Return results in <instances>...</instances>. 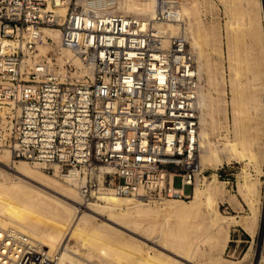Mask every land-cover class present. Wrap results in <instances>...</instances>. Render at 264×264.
<instances>
[{
  "label": "built area",
  "instance_id": "built-area-1",
  "mask_svg": "<svg viewBox=\"0 0 264 264\" xmlns=\"http://www.w3.org/2000/svg\"><path fill=\"white\" fill-rule=\"evenodd\" d=\"M120 1L0 0V152L74 184L83 204L188 198L207 178L198 161L204 80L184 33L165 44L155 28L180 21V0H156L153 17L121 12ZM63 49L90 72L60 61ZM58 257L0 228V264Z\"/></svg>",
  "mask_w": 264,
  "mask_h": 264
},
{
  "label": "bare ground",
  "instance_id": "bare-ground-1",
  "mask_svg": "<svg viewBox=\"0 0 264 264\" xmlns=\"http://www.w3.org/2000/svg\"><path fill=\"white\" fill-rule=\"evenodd\" d=\"M219 1L225 5L229 15V20L226 23L227 55L230 68L235 73V79L232 80V95L227 103L230 105L234 137L225 135L222 140L212 141L211 135L218 107L212 100L207 102V93L203 92L202 88L199 94L198 154L201 167L213 163L221 164L233 158L249 157L259 161V156L264 151V149L262 151V144L259 141L263 131L261 118L264 119V69L261 66V56H264V0ZM257 5L262 11V20L259 21H256L252 16ZM118 9L128 14L153 17L158 10V3L156 0H121ZM194 9L195 4L186 7L180 2V21H156L155 28L166 36L165 44L169 41L168 37L184 33L189 47L197 56L198 69L203 78V69L205 70L206 63L201 52L198 51L201 38L197 29L198 22H191ZM65 10L61 9L62 13ZM46 32L55 35L56 40L59 41L58 30L47 29ZM46 50V47L41 48L42 53H45ZM63 54L64 57H61L60 61H63L64 58L72 60L77 66L79 75L90 72L89 68L72 51L63 49ZM244 75L247 76L246 80L241 78ZM262 86L263 91L260 92ZM225 112L227 117V110ZM225 121L227 122L228 119ZM11 175L15 177L13 178ZM213 177V182H215V174ZM213 182L206 187L205 210L212 213L211 223L215 230L210 235V239L215 246L221 238L226 241L229 239L230 226L223 223L224 219L221 220L223 215L217 210V192ZM69 184L75 188L63 184L51 174L40 171L38 167L26 160L14 161L10 152L3 150L0 154V228L19 229L50 251L57 250L59 257L56 264H85L72 256L73 246L68 245L69 243L65 244L63 241L66 235L65 231L74 222L72 236L82 237L83 245L86 248L97 250L108 258V264H181L179 258L193 263L192 258L202 249L204 238L197 239L192 232H186L182 237H179V232L174 228L175 225L180 224L179 221L188 217L195 208L200 206L204 192L199 191L197 187L193 191L192 205H188L185 200L179 202L176 199H166L161 201L157 207L146 205L143 207V203H133L132 198L116 195L101 196L100 199H104V203L93 201L81 204L77 200V194L80 195L78 189L74 184ZM257 185L258 181L248 182L246 180L240 191L246 193L245 188L251 190ZM123 204L130 206L133 210L118 211ZM60 215L64 216V220L58 222L56 219ZM160 215L162 217L158 218ZM98 217L102 218V222L93 223V220ZM172 218L175 219L174 223L170 222ZM254 219L255 217L246 219L247 221L243 219L244 227L250 228ZM129 233L137 234L144 240L132 237L135 240L132 245L130 240L125 241L126 238H123L125 234ZM151 237L154 238L151 240ZM147 241L160 246L162 251L155 255H151V252H136V249L138 251L139 248L136 246L148 244ZM134 245L135 250L133 249ZM140 246L142 247V245ZM165 251L172 252L175 257H171ZM259 257L258 262H261L263 256ZM208 258L212 259V256L209 255Z\"/></svg>",
  "mask_w": 264,
  "mask_h": 264
},
{
  "label": "rangeland",
  "instance_id": "rangeland-1",
  "mask_svg": "<svg viewBox=\"0 0 264 264\" xmlns=\"http://www.w3.org/2000/svg\"><path fill=\"white\" fill-rule=\"evenodd\" d=\"M180 2H182L183 5L186 7L195 4V9L193 10L194 14L192 16L191 22L194 21L198 22V28H197L198 34L201 35V38L199 39L200 48L198 49V51L201 52V55L202 57H204L203 59H205L204 61L206 63L205 70L203 69L204 71L203 92L207 93L206 95L208 101L207 100L206 101L209 103V101L212 100L218 107V111L215 114V124L213 125L214 128L212 130V135H211L212 141L215 142L218 140H222L225 135H229V137L233 138L234 127H233L232 116L230 113V105L227 102H229V100L231 99V95H232L231 83L232 80L235 79V75H234L235 73L230 68L229 58L227 55L228 44H227L226 23L229 20V15L227 14L226 7L219 0H182V1L180 0ZM254 11L255 12L252 13L254 19L256 21L262 20L261 19L262 11L259 10L258 5ZM261 58H262L261 66L264 69V56H261ZM241 78L243 80H246L247 76L244 75ZM262 91H263V86L260 89V92ZM225 110H227V117L225 115L226 114ZM225 119H228V121L226 122ZM263 120L264 119L261 118L262 121L261 128L263 129V131L261 133L262 136L260 135L259 138V141L261 142L260 144H262L261 145L262 151L264 149ZM263 153L262 155L259 156L260 162L258 161V159L257 160L250 159L249 157H246L247 159L233 158L228 162L224 161L221 164L213 163L211 165L208 166L206 165L202 167L204 168L203 175L207 176V178L205 180H202L200 184H197L195 187H197L199 191L204 192V194H202L203 200L201 201L200 206L194 209V212L192 214H190L186 218H183L182 221H179L180 224L175 225L174 228L177 232H179V237H182L184 234H186V232H192L195 235V237H197V239L204 238V241L202 242L203 243L201 247L202 249H200L198 253L192 258L193 263H190L188 261L186 262V260L179 258L181 264L184 263L185 264H194V263L222 264L223 262H224L223 264L225 263L226 264H264V226H263L264 225V156H263L264 154ZM0 154H2V151L0 152ZM40 171L44 172L41 169ZM214 174L216 177L215 182H213ZM11 177L14 178L15 176L11 175ZM245 178L248 182L258 181V185L256 188H253L251 190L245 188V192L247 194L242 193L240 191L241 186L246 182ZM57 179L65 185L74 187L73 185L59 178ZM211 182H213L214 188L217 192L216 207L217 210L223 215L221 216L222 217L221 220L224 219L223 223L228 224L230 226L229 239L226 241L224 240V238H221V240L222 239L223 240L222 241L219 240V243L217 242L215 246H213V242L210 239V235H212L213 231L215 230V228L211 223L212 213L207 212L205 210L206 209L205 191L207 189L206 187ZM175 184L176 186L180 185L178 178L176 179ZM195 187L191 189L190 187L186 188L187 193L190 194V197L188 198L166 197L156 202H147L144 200L139 201V199L135 200L134 198H132V202L143 203V207L146 206L157 207V205L163 200L176 199L179 202L185 200L186 202H188V205H192L191 200L193 197L192 195H193V191L195 190ZM77 200L79 201V203L83 204L81 196L79 194H77ZM94 201H98L100 203L105 202L104 199L94 200ZM131 210H133V208L131 209L130 206L125 204L121 205V208L118 209V211L121 212H127ZM161 217L162 216L160 215L158 218ZM251 217H255L253 225L250 228L244 227L243 219L247 221L246 219H250ZM56 220L58 222H61L64 220V216L60 215L57 217ZM101 222H102L101 217H98L93 220V223L95 224ZM170 222L174 223L175 219L172 218ZM74 224H72L73 226L70 225L67 228V230L65 231L66 235L63 240L65 244L69 243L68 245L73 246L74 250L73 252H71L72 256L76 259H79L85 264H93V263L108 264L109 263L108 258L101 255L97 250L90 249L89 247H87L88 248L87 249L86 246L83 245L84 241H82L83 240L82 237L77 238L72 236V232L75 227ZM124 237L126 238L125 241L130 240L129 242L132 245L135 243V240L132 237H135L140 240H144V238L133 233L125 234L123 238ZM153 238L154 237H151V240ZM147 243L148 244H139V246H136V248L139 247L138 251L135 248V245L133 249L134 250L136 249V252H141V253L151 252L150 253L151 255L158 254L160 253V251H162V248L160 246L155 245L151 241H147ZM140 245H142V247ZM142 248L143 250L141 251ZM165 252L169 254L171 257H175L172 252H168V251ZM209 255H211L212 259H214L215 261L209 259L208 258ZM260 255L263 256V260H261V262H258V257Z\"/></svg>",
  "mask_w": 264,
  "mask_h": 264
}]
</instances>
